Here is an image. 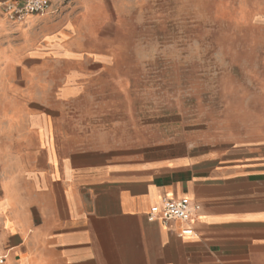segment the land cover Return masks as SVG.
Returning a JSON list of instances; mask_svg holds the SVG:
<instances>
[{
    "label": "crops",
    "instance_id": "1",
    "mask_svg": "<svg viewBox=\"0 0 264 264\" xmlns=\"http://www.w3.org/2000/svg\"><path fill=\"white\" fill-rule=\"evenodd\" d=\"M8 1L0 0V98L14 96L17 82L43 79L31 71L47 60L43 48L54 64L72 63L68 82L102 69L106 59H87L70 42L89 33L86 17L96 24L89 0L25 21L10 19ZM96 114L67 106L16 115L0 106L8 264H264V121L209 152L144 159ZM182 197L200 206L189 222L148 220L163 198ZM187 227L192 235L182 234Z\"/></svg>",
    "mask_w": 264,
    "mask_h": 264
},
{
    "label": "rangeland",
    "instance_id": "2",
    "mask_svg": "<svg viewBox=\"0 0 264 264\" xmlns=\"http://www.w3.org/2000/svg\"><path fill=\"white\" fill-rule=\"evenodd\" d=\"M72 3L52 6L63 13ZM88 4L96 24L86 17L89 33L70 42L87 59H106L102 69L68 82L72 63L54 64L43 48L44 65L31 66L43 79L17 82L0 106L16 115L67 106L98 113L96 124L144 159L209 152L264 121V0Z\"/></svg>",
    "mask_w": 264,
    "mask_h": 264
},
{
    "label": "built area",
    "instance_id": "3",
    "mask_svg": "<svg viewBox=\"0 0 264 264\" xmlns=\"http://www.w3.org/2000/svg\"><path fill=\"white\" fill-rule=\"evenodd\" d=\"M5 11L11 20L23 21L31 15H44L57 12L53 9L51 0H9L5 4ZM200 206L189 198H163L161 203L153 205L147 215L149 221L167 223L173 220L189 222ZM184 235H192L193 229L187 227L182 230ZM0 264H8L7 256L0 255Z\"/></svg>",
    "mask_w": 264,
    "mask_h": 264
},
{
    "label": "bare ground",
    "instance_id": "4",
    "mask_svg": "<svg viewBox=\"0 0 264 264\" xmlns=\"http://www.w3.org/2000/svg\"><path fill=\"white\" fill-rule=\"evenodd\" d=\"M29 17V16H28Z\"/></svg>",
    "mask_w": 264,
    "mask_h": 264
}]
</instances>
